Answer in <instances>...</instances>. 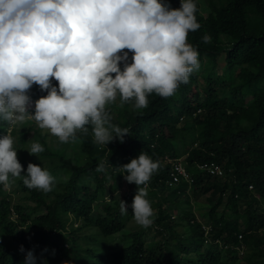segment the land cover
Returning a JSON list of instances; mask_svg holds the SVG:
<instances>
[{"label": "trees", "instance_id": "1", "mask_svg": "<svg viewBox=\"0 0 264 264\" xmlns=\"http://www.w3.org/2000/svg\"><path fill=\"white\" fill-rule=\"evenodd\" d=\"M161 2L178 9L181 0ZM194 2L201 27L189 32L187 39L197 47L200 69L173 96L150 94L145 109L135 110L131 101L113 114L114 102L106 105L111 123L130 130L124 143L98 145L92 125H86L87 135L76 134L85 150L80 162L66 157L63 147H49L38 130L9 129L0 118V138L12 134L20 144L17 158L25 170L22 176L29 163L52 175L68 173L47 194L29 190L22 178L9 176L22 202L34 206L24 212L25 203L12 204L9 194L0 197V264H24L21 245L26 251L34 250L36 264H264V0H209L206 13L201 12L200 0ZM205 34L211 36V43L202 41ZM131 56L129 52V63ZM120 67L123 70V64ZM52 83L57 85L54 79ZM27 94L29 112L34 113L35 101L46 92L33 85ZM30 131L40 136L45 149L41 158L55 164L47 166L38 158L21 155ZM141 151L160 165L147 184L159 239H149L147 228H127L137 185L131 184L122 199L129 205L126 215L120 214V200L110 202L104 197L109 180L116 182L123 176L117 167ZM166 156H184L189 181L169 185ZM102 160L109 161L106 171L97 172ZM210 161L219 163L225 174L217 177L199 168V163ZM203 195L209 204L206 222L189 206L190 196L197 200ZM166 196L172 197L178 216L186 220V235L176 231V222L171 224ZM38 209L41 212L32 215ZM13 213L17 218H12ZM203 225L209 226L207 233ZM85 227L96 231L86 235ZM85 235L93 244L80 242ZM112 235L118 236L119 246L111 249L107 238ZM241 242L247 248L243 253L237 249Z\"/></svg>", "mask_w": 264, "mask_h": 264}, {"label": "clouds", "instance_id": "2", "mask_svg": "<svg viewBox=\"0 0 264 264\" xmlns=\"http://www.w3.org/2000/svg\"><path fill=\"white\" fill-rule=\"evenodd\" d=\"M196 12L194 0H181L178 9L161 0H0V118L9 125L34 120L61 143L75 142L78 131L87 135L89 124L94 143H124L130 130L111 123L106 105L119 94L121 105L134 101L135 110L145 109L150 94L169 98L189 82L201 66L187 39L201 27ZM201 39L211 43L208 34ZM33 85L46 95L30 113ZM13 144L10 135L0 138V184L7 187L11 175L29 190L51 192L56 178L48 169L29 163L22 176ZM44 150L38 142L27 149L37 158ZM107 163L96 171L105 172ZM159 167L144 151L117 167L137 185L130 207L143 228L154 223L147 184ZM119 207L121 215L128 213L125 201ZM19 251L24 264H36L34 250L21 245Z\"/></svg>", "mask_w": 264, "mask_h": 264}, {"label": "rangeland", "instance_id": "3", "mask_svg": "<svg viewBox=\"0 0 264 264\" xmlns=\"http://www.w3.org/2000/svg\"><path fill=\"white\" fill-rule=\"evenodd\" d=\"M201 3V12L202 13H206L207 11H209L210 7H209V0H200ZM201 87H203L205 85L204 82L200 83ZM131 102L125 103V104H130ZM124 105V104H123ZM120 103V97L119 94L117 95L116 101L114 102V106L112 107V111L113 114H117L119 109L123 106ZM28 127H32L36 130H38V132H40L41 135H44L48 146L51 148H64L65 150V154L66 157L70 156L74 159H77L78 161L82 162L84 160V156H85V150L83 149L81 142L79 139H77L75 142H68V143H61L59 142L58 138L55 136H52L50 133H48L47 130H42L38 127V125L36 124V122L34 120H30V119H26L23 123H18L16 125H10L9 129L13 128L16 131H21L23 129H26ZM12 136L13 140H14V144L13 147L14 149L19 150V145H18V141L16 140L14 135H10ZM28 139L27 142L21 146V155L28 157V158H37L35 155H30L29 152L27 151V149L30 148L32 143H40L41 144V139L39 134H35L32 131L29 132L28 135ZM42 145V144H41ZM38 159H40L41 163H43L44 165H53L55 164V162L53 160H51L50 158H41V153L38 154ZM53 176L56 178V184L55 187H57V184L60 181H65L68 177V173L63 172V171H58L56 173L53 174ZM84 180L89 182V180L84 177ZM176 186V185H174ZM54 187V188H55ZM131 184H129L128 182H126V180L123 178V176L119 177V179L116 182H112V180H109V182L107 183L106 186V191H105V196L106 200L113 202L116 200H122L124 198V196L128 193V191L130 190ZM250 188V187H249ZM253 189V188H250ZM168 190L165 191V195L168 194ZM6 194H9V196L12 199V204L14 203H25L26 208L24 209V212H29L30 211V207L34 206L33 202H22V200L20 199V195L19 193H17V191H15V182L11 181L9 179V184L6 187L4 184H2V186L0 187V197L4 196ZM255 196L257 197V195L255 194ZM167 197V196H166ZM185 196H183L184 198ZM51 198V196H47V199L49 200ZM168 202L165 203L164 206H166V208H168V210L170 211L169 213L173 214V218L171 219V224H176L175 229L177 232H179L181 235H186L187 232V224H186V220L180 218V216H178V213L176 212V206H175V202L172 201V197L168 196L167 197ZM189 206L191 207L193 213H195L196 217L200 220H202L203 222L207 221V216H206V212L209 209V204L205 201V195L198 197L197 200H195L194 196H190V201H189ZM242 209L244 208V206L241 207ZM99 209L97 207H95L94 209V213H96ZM41 212L40 209L36 210L35 212H31L32 215ZM12 218H17L16 214L13 213L12 214ZM155 221V218H154ZM77 224H80V221H77L74 223V226L76 227ZM155 223H153L150 227H148L147 230V234H148V238L152 239L153 237L155 239H159L161 236L160 234L156 233V227L154 226ZM141 227L139 225L136 224V222L134 221L133 217H131L128 220L127 223V228H138ZM95 228H90V227H85L84 229H82V232L87 234H94L95 233ZM82 236L80 238V242L83 245H91L93 244L94 241H92L91 239L88 238V236ZM118 236L117 235H112L109 236L107 238V246L109 248H116L118 245ZM244 249L246 250V245H244V243L242 242ZM71 245V243L65 244V246L68 248ZM241 263V262H240Z\"/></svg>", "mask_w": 264, "mask_h": 264}, {"label": "built area", "instance_id": "4", "mask_svg": "<svg viewBox=\"0 0 264 264\" xmlns=\"http://www.w3.org/2000/svg\"><path fill=\"white\" fill-rule=\"evenodd\" d=\"M166 160L170 164V180H169V185H175L177 184L180 180H185L189 181L190 180V174L187 171V169L184 166L183 160L184 156H177V157H165ZM199 168L206 170L210 175H214L217 177H221L225 174L224 169L222 166L215 162V161H210V162H205V163H199L198 164ZM249 187H252L251 185ZM203 228L205 230V233L209 231V226L203 225ZM240 240L242 239V235H239ZM237 249L239 250V253H243V244L242 242L240 243L239 246H237Z\"/></svg>", "mask_w": 264, "mask_h": 264}]
</instances>
